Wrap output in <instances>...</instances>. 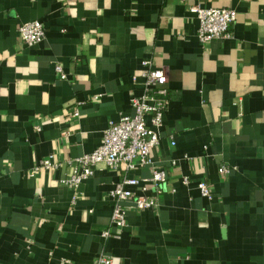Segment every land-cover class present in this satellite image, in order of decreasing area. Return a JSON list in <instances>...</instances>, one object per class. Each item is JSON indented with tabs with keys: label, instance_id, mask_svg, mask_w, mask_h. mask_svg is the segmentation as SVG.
I'll list each match as a JSON object with an SVG mask.
<instances>
[{
	"label": "crops",
	"instance_id": "crops-1",
	"mask_svg": "<svg viewBox=\"0 0 264 264\" xmlns=\"http://www.w3.org/2000/svg\"><path fill=\"white\" fill-rule=\"evenodd\" d=\"M193 4L235 8L233 35L202 42ZM34 19L46 34L29 45L19 25ZM146 58L169 88L153 162H101L64 183L109 121L133 113ZM50 154L60 164L36 169ZM154 168L164 182L131 188L158 205L130 197L113 224L115 183ZM102 252L111 264H264V0H0V264H96Z\"/></svg>",
	"mask_w": 264,
	"mask_h": 264
},
{
	"label": "built area",
	"instance_id": "built-area-1",
	"mask_svg": "<svg viewBox=\"0 0 264 264\" xmlns=\"http://www.w3.org/2000/svg\"><path fill=\"white\" fill-rule=\"evenodd\" d=\"M190 9L195 12L198 20V37L204 42L214 38H228L233 35L232 23L236 18V9L233 7H204L200 4L191 5ZM19 31L25 43L32 45L40 42L46 34V28L39 19L23 21L19 25ZM143 69L140 74H133V80L143 84V92L131 98L134 108L132 114L121 115L119 119H111L104 131L102 143L94 150L84 152L72 159L76 166L74 172L62 178L66 184L77 186L84 178L93 174L96 166L103 162L114 168L124 167L131 169L149 165L153 162L151 149L160 141L158 127L163 123V114L169 102V88L165 85L167 74L164 68H156L151 65V59L142 61ZM56 68L61 70V65ZM65 78L66 74L63 73ZM173 163L177 161L172 160ZM53 154L44 157L36 166L51 168L58 166ZM222 172L230 171L228 165L220 167ZM167 179L165 169L154 168L150 176L145 178L124 176L117 181L110 190L113 199L111 221L117 226L126 224L127 209L123 202L134 197L136 206L140 209L152 208L158 205L154 196L136 193L131 185L142 184L146 189V183L152 182L160 185ZM182 181L188 184L190 176L183 175ZM197 186L201 193L213 198V190L206 180H198ZM135 194V196H134ZM110 234V230L102 231L103 236ZM112 256L100 253L96 258V264H111Z\"/></svg>",
	"mask_w": 264,
	"mask_h": 264
}]
</instances>
